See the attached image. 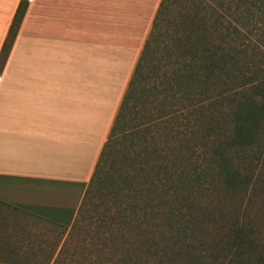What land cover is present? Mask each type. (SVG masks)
Returning <instances> with one entry per match:
<instances>
[{
	"label": "trees",
	"instance_id": "1",
	"mask_svg": "<svg viewBox=\"0 0 264 264\" xmlns=\"http://www.w3.org/2000/svg\"><path fill=\"white\" fill-rule=\"evenodd\" d=\"M263 162L264 0H161L71 227L125 264H247L240 202Z\"/></svg>",
	"mask_w": 264,
	"mask_h": 264
},
{
	"label": "crops",
	"instance_id": "2",
	"mask_svg": "<svg viewBox=\"0 0 264 264\" xmlns=\"http://www.w3.org/2000/svg\"><path fill=\"white\" fill-rule=\"evenodd\" d=\"M160 1L28 0L0 73V264L41 242L1 209L72 224ZM19 2L0 0V50Z\"/></svg>",
	"mask_w": 264,
	"mask_h": 264
},
{
	"label": "rangeland",
	"instance_id": "3",
	"mask_svg": "<svg viewBox=\"0 0 264 264\" xmlns=\"http://www.w3.org/2000/svg\"><path fill=\"white\" fill-rule=\"evenodd\" d=\"M161 30H164V22ZM259 169L253 179L254 182L250 185L244 197L242 196L239 209L243 215L241 219L251 227V251L243 255V258H246L248 262L247 264H264V162L259 165ZM235 202L236 200L231 198L230 203H228V200L225 203L228 213L235 209L233 207L236 204ZM1 210L2 212L6 210L4 212L9 215L16 216L17 214L23 220L22 224L19 223V232H21V227H24V231L38 235L36 238L41 240V242H35L36 246L34 254H32L34 260L29 264H41L39 259L45 255V251L50 252V257H52L51 260H48V264H125L123 250L120 248L114 251L113 249L104 248L101 245V239H96L92 235L91 225L86 226L87 222H84L82 228L78 231V229L72 228L71 225L60 227L52 223L39 222L32 216L20 214L17 210L10 208ZM76 217L77 215H75ZM86 227L90 228L87 229ZM54 253H56V257L53 259ZM18 256H22V253ZM131 256L136 264H166L165 259L162 263L151 256L142 257L139 255L136 257L135 254ZM180 257L175 262L176 264L188 263L185 257H189V255ZM191 261L198 264L194 258ZM202 262L205 263L204 260Z\"/></svg>",
	"mask_w": 264,
	"mask_h": 264
}]
</instances>
